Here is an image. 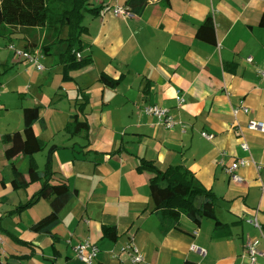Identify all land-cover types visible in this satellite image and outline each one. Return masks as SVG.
Returning a JSON list of instances; mask_svg holds the SVG:
<instances>
[{
    "label": "crops",
    "instance_id": "0c3cea01",
    "mask_svg": "<svg viewBox=\"0 0 264 264\" xmlns=\"http://www.w3.org/2000/svg\"><path fill=\"white\" fill-rule=\"evenodd\" d=\"M126 2L94 3L114 7ZM135 14H86L89 47L81 55H91L92 62L71 70L68 78L63 65L45 57L40 48L31 53H39L40 62L43 56L48 59V74L43 73L45 66L39 70L16 55L9 46L24 50L21 35L11 42L2 38V98L19 93L25 100L22 116L17 114L8 132L22 131L24 108L39 106L48 126L35 128L44 131L46 142L58 146L54 169L79 190L61 212L54 241L51 235L30 230L50 213L48 199L17 213V219H11L15 225L3 226L4 217L40 187L19 190L13 198V172L9 181L0 178L3 257L27 255L21 264H86L76 258L75 247L88 238L99 248L97 264H134L130 243L144 255L136 264H253L243 256L248 240H261L264 253V131L250 128L253 122L264 124V78L258 75L264 70V0H147ZM209 16L213 40L210 34H198ZM38 71L39 77H34ZM103 73L120 79L118 85L100 82ZM178 91L185 98L181 106L176 103ZM1 103L5 109L6 103ZM154 103L169 109L174 128L143 111ZM181 123L187 125L185 132ZM240 158L249 163L238 170L243 182L235 183L226 169ZM143 159L168 174L176 166L190 169L196 183L217 196V215L229 225L227 233L216 230L212 219L199 227L186 215L179 222L160 219L147 175L139 170ZM5 160L0 141V165L6 167ZM29 162L28 157L26 167L18 170L27 173ZM254 218L262 228L251 222ZM105 226H115L118 238L107 236ZM10 233L32 245L16 241ZM255 264H264V254Z\"/></svg>",
    "mask_w": 264,
    "mask_h": 264
},
{
    "label": "trees",
    "instance_id": "16d2710c",
    "mask_svg": "<svg viewBox=\"0 0 264 264\" xmlns=\"http://www.w3.org/2000/svg\"><path fill=\"white\" fill-rule=\"evenodd\" d=\"M167 2L169 3V0ZM146 3L147 0H127L126 6L137 13ZM102 9L103 6H95L94 0H0V38L11 42L14 36L21 35L25 40L26 52L31 53L40 48L44 55L53 57L58 64L63 65L64 76L68 78L71 70L85 67L92 62L91 55L78 56L89 47L85 39L89 28L84 21L86 14L97 16ZM36 29H42L43 35L38 36ZM204 33L205 36L210 34L212 40L215 37L211 16L199 29L200 36ZM10 68L12 66L5 69L4 73ZM119 80L106 73L99 78L100 82L112 88L118 85ZM87 100L79 104L81 108L87 104ZM23 119L22 131L7 132L1 136L4 157L11 163L14 175L11 187L15 191L27 189L35 183H40L41 187L13 212H23L39 200L48 199L50 213L34 222L30 230L36 234L51 235L56 241L53 230L61 223V212L72 198L78 196L79 190L71 186L68 179L54 169L53 154L58 146L42 140L36 132V124L43 130L48 126L47 120L41 115L40 107H25ZM44 150H47L46 161L41 169L35 154ZM20 155L30 159L27 173L17 168L16 158ZM139 170L147 175L154 212L160 219L169 217L179 222L181 216L186 215L198 227L205 219H212L216 230L227 233L229 225L222 222L217 215V196L213 191L196 183L190 169L176 166L173 172L168 174L151 161L143 159ZM104 231L114 240L119 236L115 226H105ZM10 235L22 244L32 245L29 241L21 240L11 233ZM26 257L27 255H10L5 258L0 251V264H21ZM184 264L197 263L187 260Z\"/></svg>",
    "mask_w": 264,
    "mask_h": 264
},
{
    "label": "built area",
    "instance_id": "2783aa9c",
    "mask_svg": "<svg viewBox=\"0 0 264 264\" xmlns=\"http://www.w3.org/2000/svg\"><path fill=\"white\" fill-rule=\"evenodd\" d=\"M103 1L104 0H94L96 4H102ZM108 10H112L116 15L122 16L124 18L136 17V14L127 6H114V7H111L108 5L103 6L102 11H108ZM9 48L14 50L16 55L20 56V58H24V59L31 60L32 62H34V64L39 70L44 69V66L41 65L39 61L40 60L39 53H30L24 50H18L16 49L14 45H10ZM78 56L81 57V54H78ZM247 60L251 61L252 58L248 57ZM258 75L261 78H264V70H258ZM1 86L2 85L0 84V93H1ZM184 102H185L184 96L181 94V92L178 91L177 96H176L177 106H181ZM241 109L246 113L249 112V108L246 107L245 105H243ZM143 111L148 115L157 117L158 122L160 124H163L168 129L174 128L176 124V120L169 113V109L162 107L158 105L157 103L145 105L143 107ZM181 124H182V131L185 132L187 125L184 123H181ZM250 128L251 129H261L264 131V124L261 122H253L251 123ZM202 134L204 137L208 139H212L213 137L212 134L207 133V132H203ZM243 146L247 148V145L245 143L243 144ZM248 163H249L248 159L240 158L227 167L226 170L235 183L243 182V177L238 173V170L241 167H245ZM251 222L257 225L259 228H262L257 218L252 219ZM261 245H262L261 240H258V241L248 240L246 242V250L243 256L248 257L251 263L253 264L257 263L259 256L264 254L263 251L261 250ZM128 248L132 250L131 260L134 264L144 261V255L133 243H130L128 245ZM98 253H99V248L97 244L91 241V239L89 238L81 241L75 247L76 258L86 264H97Z\"/></svg>",
    "mask_w": 264,
    "mask_h": 264
},
{
    "label": "rangeland",
    "instance_id": "374dc122",
    "mask_svg": "<svg viewBox=\"0 0 264 264\" xmlns=\"http://www.w3.org/2000/svg\"><path fill=\"white\" fill-rule=\"evenodd\" d=\"M89 21V18L87 17L86 20L84 21V23L87 25V22ZM35 33L39 36L43 35V30L42 29H36L35 30ZM4 39L0 38V43L3 42ZM15 46V45H14ZM16 49L20 50L18 47H16ZM12 51V50H11ZM13 52V51H12ZM45 57H51V56H45ZM48 59H44V56L43 58L41 59V65L45 66V70L43 71V73L45 72V74H48V68L46 66V63H47ZM35 73V72H34ZM40 71L36 72L34 77H37L38 75H40ZM54 73V72H53ZM4 75V74H2ZM39 77V76H38ZM40 81V80H39ZM41 83V81H40ZM40 83H37L39 86ZM36 89H38L36 87ZM2 92H1V95H0V136H2L3 134L7 133L9 129L7 128H12L11 126H13L14 124V118L17 117V114L19 113L20 116H22V104L23 102H25V100L21 99L20 97V94L19 93H16V94H13V93H10V94H5V96L2 98ZM37 95V94H36ZM44 95V94H43ZM1 102H5L6 103V107L5 109H2V103ZM32 104V103H31ZM42 113L44 114V107L42 108ZM37 130V133L38 135L40 136V138L42 140H44L45 138V134H44V131L40 130L38 127L36 128ZM48 133V132H47ZM1 143H2V140L0 139ZM3 144V143H2ZM46 154H47V150H44L42 152H39L37 154H35V159L39 165V167L41 169L44 168V165H45V159H46ZM19 162V163H18ZM5 163H8V165L5 167L4 166V163H2L0 165V168H1V173L2 175L0 176V178H6L7 181H9L10 179V174L12 172V166H11V163L6 159L5 160ZM28 163V157L25 156V155H20L17 160H16V165L17 167L19 168H25L26 167V164ZM39 187H41V184L40 183H35L33 184V186H31L29 189V191L32 190V192H34L35 189H38ZM12 191V196L13 198L17 197V195H19L18 193H21L19 191H16L15 190H10ZM24 191V190H23ZM33 194V193H32ZM31 194V196H32ZM10 195V194H9ZM9 196H7L8 198ZM18 198V197H17ZM42 200V199H41ZM43 201V200H42ZM43 203V202H41ZM37 208L35 209V211L37 209H39V205L36 206ZM14 208V207H12ZM8 209L7 207H5V209L3 210H6ZM16 209V208H15ZM17 213L19 212H12V215L10 214V216L8 217H4L5 220H7L3 226L6 227V225L8 223H11L13 225H15L16 222L12 221L11 219H17L18 215H16ZM14 215V216H13ZM12 216V217H11ZM1 246V245H0ZM32 264V263H31Z\"/></svg>",
    "mask_w": 264,
    "mask_h": 264
}]
</instances>
